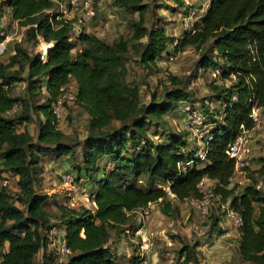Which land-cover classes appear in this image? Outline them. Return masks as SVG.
<instances>
[{
    "label": "trees",
    "instance_id": "trees-1",
    "mask_svg": "<svg viewBox=\"0 0 264 264\" xmlns=\"http://www.w3.org/2000/svg\"><path fill=\"white\" fill-rule=\"evenodd\" d=\"M62 1L0 3V19L5 7L12 21L24 24L32 43L51 42L44 59L17 43L9 60L0 61V177L4 171L16 176L18 188L14 199L8 186L0 185V264H35L40 251L42 264H117L112 234L128 232L134 214L149 203L170 215L177 210L173 200L200 199L204 179L212 180L213 193L242 217L241 258L264 264V192L255 182L231 184L234 160L226 152L242 128L254 126L252 108L264 110V0H208L203 16L177 38L161 24H146L148 0H112L127 15H138L128 19L129 35L108 42L81 31L78 43L70 38L71 22L58 13ZM5 35L0 33V41ZM173 43V53L186 46L199 51L195 72L220 71L213 80L221 82L212 85L210 95L217 108H204L200 100L199 112L209 126L197 142L187 128H172L166 119L180 104L192 107L196 100L187 89L190 76L169 73V83L159 95L153 92L147 103H140L138 85L126 79L127 59L135 58L152 70ZM19 81L26 83L23 95L14 94ZM70 82L76 88L74 103L89 116L81 142L71 141L52 121L53 103ZM41 87L44 101L32 102ZM17 104L21 111L13 117L10 111ZM32 112L39 117L35 141L27 129L17 128ZM201 149L203 157L198 154ZM47 152L73 161L77 179L84 175L93 183V209L55 202L53 216L48 197L37 191L40 154ZM218 222L216 218L213 233L222 232ZM58 223L69 250L61 261L45 254L48 232ZM179 254H184L179 264L193 261V244L182 245Z\"/></svg>",
    "mask_w": 264,
    "mask_h": 264
},
{
    "label": "rangeland",
    "instance_id": "rangeland-1",
    "mask_svg": "<svg viewBox=\"0 0 264 264\" xmlns=\"http://www.w3.org/2000/svg\"><path fill=\"white\" fill-rule=\"evenodd\" d=\"M3 0H0V3ZM184 0H148L150 9L146 12V24H161L165 27L167 33L175 38L187 30L182 22V10L180 9ZM192 7L196 8L200 0H189ZM208 2V0H207ZM206 2V4H207ZM112 0H94L95 14L91 20L81 26V31L86 34H97L98 37L110 42L118 39L120 36H127L130 33L128 27V19L131 17L137 18V13L127 15L123 10L112 5ZM206 4L204 9H206ZM200 8V7H199ZM5 11V7L4 10ZM7 23L0 28L1 34H6L0 41V61L7 62L9 57L14 53V47L17 43L23 45L30 54L37 53V49L41 45L44 51H47V45L40 41L35 45L24 32V24L5 18ZM1 27V26H0ZM76 35V41H77ZM78 43V41H77ZM173 45L169 46L168 54H164L157 59V65L150 70L149 68L139 63L135 58L127 59L125 62L127 70V81L131 84H136L139 87L140 103H147L153 92L156 95L160 94L164 84L169 83L168 74H174L179 77L190 76L187 89L195 96V101L192 107L197 111H202V103L204 100V108H217L218 102L211 99L212 85L219 84L213 78H219V70L216 77L207 70L198 69L195 72V64L199 56V51L193 46H186L183 50L173 53ZM78 47V45H77ZM13 68H18L17 65ZM26 74L24 70L23 75ZM225 83H229L228 80ZM25 82L19 81L14 83V94L23 95L26 92ZM70 84L74 85L73 82ZM46 97L44 87H41V94L35 98H31L34 103H41ZM21 111V106L17 104L10 114L15 117ZM202 113V112H201ZM260 125L256 128L252 137L248 138V145L251 151L249 164L242 171L234 174L231 184H236L239 187L245 184L255 182L257 187L264 192V110L260 109ZM168 124L172 128H187L195 142L203 133L202 130L209 126L207 118H202L203 122L200 126L195 127L191 123L189 111H186L183 104L177 106L172 112L166 114ZM39 117L35 113H31L28 121L17 123V128L27 129L34 141L38 134ZM89 116L86 111L81 109L75 103L67 100L64 104L61 117L57 126L66 133L71 141H82L87 135ZM116 127L119 121H113ZM192 128V129H191ZM150 129H154L151 127ZM80 147H77L79 150ZM73 161L67 158H59L52 152L40 154V181L37 191L46 195L48 201V209L53 216L57 213L54 206L68 202L72 196H76V188L78 195L75 197L74 208H80L83 205L93 209L91 204H87L83 200V194L90 192L93 188V183L88 180L87 176L82 175L81 179H77V171L73 166ZM70 172L75 177L74 183H66L62 174ZM99 173L95 174L97 176ZM7 179V186L13 198L17 196L18 188L16 185L17 177L8 172L1 173V179ZM73 186V190L70 188ZM203 194L208 196L207 212L193 205L191 199L181 202L173 200L177 210L170 215H165L159 209L158 204L147 205V214H144L139 209L134 214V225H131L128 232L121 231L118 234H112L111 241L122 242L115 246L116 261L124 259L122 264L132 263L136 260V264H142L139 260V251L141 243L145 239L149 241V249L144 252V259H147V264H179L184 254H179V249L186 243L193 244L195 251V259L188 264H250L244 261L238 251V236L236 229L222 218L221 201L216 199L212 191L213 181L207 179L202 181L200 185ZM238 187V189H239ZM167 189V188H166ZM75 190V191H74ZM170 198L173 195L168 191ZM17 203V202H16ZM219 221L217 226L220 227L222 233L212 232L213 223ZM58 222L56 218L52 219ZM141 227V233L137 229ZM61 225L59 223L48 232L47 251L46 255H50L52 259L61 261L66 258L59 252L58 246L61 244L60 235H62ZM136 231V235H135ZM229 232V234H225ZM136 252V255H134ZM119 253H121L119 258ZM43 255V253H42ZM41 253L36 255L35 264H42Z\"/></svg>",
    "mask_w": 264,
    "mask_h": 264
},
{
    "label": "built area",
    "instance_id": "built-area-1",
    "mask_svg": "<svg viewBox=\"0 0 264 264\" xmlns=\"http://www.w3.org/2000/svg\"><path fill=\"white\" fill-rule=\"evenodd\" d=\"M184 5L186 8L185 14H183L182 22L185 26V28L189 29L192 28L194 25V22L198 21L201 16L204 14V6L207 2L205 0L203 4L200 6V8L192 7V3H190L189 0H184ZM207 6V4H206ZM58 13L60 14V17L66 21L71 22V37L72 39L75 38L76 35H78L81 32V26L85 23H87L89 20L92 19V17L95 14L94 9V0H64L59 3L57 7ZM44 41V40H43ZM42 42V41H41ZM44 43L49 47L51 45V42ZM40 47L37 49V53H39L40 57L44 59L45 52L42 51ZM0 46V50H1ZM218 73V70L213 71V76L216 77V74ZM62 93L58 95L56 100L53 103V113H54V119L52 120L55 123H58L62 111L64 109V104L67 100H70L72 103L75 102L76 97V88L75 85L67 84L65 87L61 88ZM184 108L186 111H190V117H191V123L195 127L200 126L202 124V116L199 111L192 108L190 105H185ZM260 108L254 107L252 108L251 112L249 113V117L253 120L254 126L250 129L242 128L240 133L237 135V137L228 145L227 147V154L234 160V174L242 171L244 168H246L249 164V158L251 157V151L248 145V138L252 137L255 133V130L260 125V116H259ZM192 129V128H191ZM207 129L206 127L202 130L201 133H206ZM200 157L204 156V151L201 149L198 152ZM62 178L66 183H70L71 185L75 181V177L70 172H65L62 174ZM7 179H1L0 177V185H7ZM73 190V186L70 187ZM75 191V190H74ZM76 196L78 195V189L76 188L75 191ZM75 195L71 197V199L64 203L70 207L75 206ZM216 199H219L218 195H215ZM83 200L84 202L91 204L93 207H95L94 202V194L90 192H85L83 194ZM219 201H221L219 199ZM86 203V204H87ZM192 203L194 206L202 209V211L207 212V204H208V196L203 195L200 199H193ZM87 208L89 206L83 205ZM221 209H222V218L229 224H231L236 229V234L239 237V228L242 225V217L238 211H236L234 208L230 207L227 202L220 203ZM141 211L144 214H147V206L141 208ZM141 228V227H140ZM137 229V232L139 229ZM222 233V232H220ZM225 234H229V232H225ZM149 241L148 239L145 241V239L141 243V249L139 251V260H142V264H147V259H144V252H147L149 249ZM59 252L63 255H66L69 250L65 247V243L62 241L61 244L58 246ZM2 252H4V248L1 249Z\"/></svg>",
    "mask_w": 264,
    "mask_h": 264
},
{
    "label": "crops",
    "instance_id": "crops-1",
    "mask_svg": "<svg viewBox=\"0 0 264 264\" xmlns=\"http://www.w3.org/2000/svg\"><path fill=\"white\" fill-rule=\"evenodd\" d=\"M64 1V0H63ZM205 0H200V2H199V4L197 5V6H200L201 4H203V2H204ZM5 18H9V20H11L10 19V14H9V12H8V9L6 8L5 9V13L3 14V16L1 17V19H0V26H4L6 23H7V21H4V19ZM97 35V34H96ZM119 38V37H118ZM42 42H43V40L42 39H40ZM4 172H6V171H4ZM9 173V172H8ZM205 180H207V179H204L203 181H205ZM153 204H156V203H153ZM149 205H152L151 203L149 204ZM141 228L139 229V233H141ZM135 235H136V231H135ZM63 237H64V229H62V235H60V240L61 241H64L63 240ZM117 243L118 244H120V243H122V242H115V244H114V246H116L117 245ZM39 253H41V255H42V252L40 251ZM39 253H37L36 255H38ZM120 255H121V253H119V258H120ZM134 255H136V252H134ZM35 258H36V256H35ZM124 260V259H123ZM123 260L122 259H119V261H116L117 262V264H122L123 263ZM43 261V260H42ZM126 264H136V260H134V261H132V263H126Z\"/></svg>",
    "mask_w": 264,
    "mask_h": 264
},
{
    "label": "bare ground",
    "instance_id": "bare-ground-1",
    "mask_svg": "<svg viewBox=\"0 0 264 264\" xmlns=\"http://www.w3.org/2000/svg\"><path fill=\"white\" fill-rule=\"evenodd\" d=\"M42 51H44V50L42 49Z\"/></svg>",
    "mask_w": 264,
    "mask_h": 264
}]
</instances>
